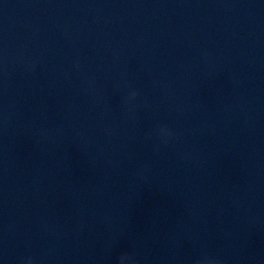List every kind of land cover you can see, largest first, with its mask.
I'll return each instance as SVG.
<instances>
[{
    "label": "water",
    "instance_id": "95a60500",
    "mask_svg": "<svg viewBox=\"0 0 264 264\" xmlns=\"http://www.w3.org/2000/svg\"><path fill=\"white\" fill-rule=\"evenodd\" d=\"M0 264H264V0H0Z\"/></svg>",
    "mask_w": 264,
    "mask_h": 264
}]
</instances>
